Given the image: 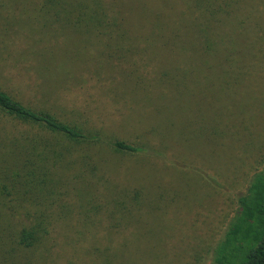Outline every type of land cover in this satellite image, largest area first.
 Wrapping results in <instances>:
<instances>
[{"label":"rangeland","instance_id":"374dc122","mask_svg":"<svg viewBox=\"0 0 264 264\" xmlns=\"http://www.w3.org/2000/svg\"><path fill=\"white\" fill-rule=\"evenodd\" d=\"M157 1L136 19L161 26ZM215 1L217 44L188 53L148 49L124 25L103 36L48 19L40 0H0V88L100 138L64 140L0 114V183L52 227L43 246L0 242V264L211 263L264 167V0ZM115 139L151 151L118 152Z\"/></svg>","mask_w":264,"mask_h":264},{"label":"trees","instance_id":"16d2710c","mask_svg":"<svg viewBox=\"0 0 264 264\" xmlns=\"http://www.w3.org/2000/svg\"><path fill=\"white\" fill-rule=\"evenodd\" d=\"M135 1L40 0L41 6L44 7L40 10L47 12L48 19L55 17L67 23L88 24L103 36L106 33L111 34L115 27L124 25L130 28L132 37L141 38L148 49L166 46L170 50L184 48L188 52L189 47H194L206 52L210 50L212 44H217L218 41L214 39L213 34L216 35L217 24L222 19L219 14L220 10H224L220 6L222 2L181 0L182 4L174 5V0H166V2L160 0L166 5L163 8L166 19L162 18L163 24L158 26L152 18L146 19L147 16H142L140 21L135 17L145 13L151 14L152 7H149L151 0H139L137 3ZM156 2L158 3L157 0ZM224 4L226 8L231 6L229 2ZM119 19H122V22H119ZM148 24L150 29L144 32L142 27ZM181 24H184L183 29L180 27ZM213 24H216L215 31ZM166 27L168 30L165 31ZM194 28L195 31L191 32ZM181 31L192 35L185 37ZM135 43L138 41L136 40ZM0 114L13 116L33 126L37 125L44 130L43 133L51 134V136L58 135L64 140L89 144L99 138L96 134L86 132L75 124L65 122L55 114L23 103L1 88ZM25 138L30 139L27 142V150L47 147L46 143L44 146L39 145L40 142L36 137ZM12 141L16 143L15 139ZM106 143L118 152L148 153L151 151L119 139L106 141ZM44 150L39 149L41 154L46 153ZM27 155H32V152H27ZM3 172L4 169L0 168V175ZM7 176L11 179L10 183L13 186L15 176L14 178L9 174ZM5 185L0 183V242L17 245L18 250L43 246L51 233L52 227L48 225L50 221L48 223L42 214L36 215L33 209L21 205L23 202H20V195L15 190L5 189ZM8 186L11 187L9 184ZM5 262L6 258L2 264ZM210 264H264V167L251 175L245 191L237 196L235 213L228 222L222 238L212 250Z\"/></svg>","mask_w":264,"mask_h":264}]
</instances>
